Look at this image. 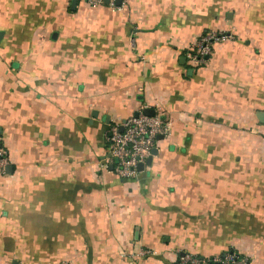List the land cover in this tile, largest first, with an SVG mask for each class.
I'll return each instance as SVG.
<instances>
[{
    "label": "crops",
    "instance_id": "1",
    "mask_svg": "<svg viewBox=\"0 0 264 264\" xmlns=\"http://www.w3.org/2000/svg\"><path fill=\"white\" fill-rule=\"evenodd\" d=\"M0 33V264H264V0H0ZM145 104L171 130L123 179L108 132Z\"/></svg>",
    "mask_w": 264,
    "mask_h": 264
},
{
    "label": "built area",
    "instance_id": "2",
    "mask_svg": "<svg viewBox=\"0 0 264 264\" xmlns=\"http://www.w3.org/2000/svg\"><path fill=\"white\" fill-rule=\"evenodd\" d=\"M93 7L103 4L104 0H85ZM111 6L118 5L116 0H109ZM108 3V4H109ZM233 38L231 33L210 30L202 35L188 53L190 61L202 66L212 54L213 43ZM152 108L142 105L134 114L122 123L112 125L108 132V156L103 167L113 170L123 179H135L139 173V165L147 164V159L156 147L158 136L168 135L171 124L166 117L154 107V114L148 115L145 109ZM8 165L7 151L0 140V169L4 171ZM179 264H250L248 258L231 249L223 255L215 257H200L185 254Z\"/></svg>",
    "mask_w": 264,
    "mask_h": 264
},
{
    "label": "water",
    "instance_id": "3",
    "mask_svg": "<svg viewBox=\"0 0 264 264\" xmlns=\"http://www.w3.org/2000/svg\"><path fill=\"white\" fill-rule=\"evenodd\" d=\"M104 1H105V3H109V0H104ZM121 1H122V0H116V3H117L118 5H121ZM76 3H77V0H73V5H76ZM0 34H1V33H0ZM145 112H146L148 115H153V114H154V109H153V108H147V109H145ZM257 116H258V118H259L262 122H264V112H258V113H257ZM161 137H162L161 135L158 136V139L161 138ZM157 152H158L157 148H153V150H152V155H151L150 157H148V159H147V164H148V165H150V164L152 163L153 155H156ZM143 169H144V165H143V164H140V165H139V170H143Z\"/></svg>",
    "mask_w": 264,
    "mask_h": 264
}]
</instances>
